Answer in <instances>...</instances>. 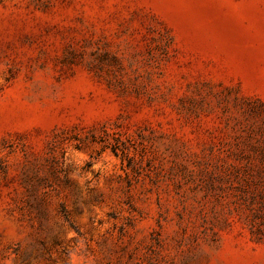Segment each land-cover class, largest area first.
<instances>
[{
  "label": "rangeland",
  "instance_id": "obj_1",
  "mask_svg": "<svg viewBox=\"0 0 264 264\" xmlns=\"http://www.w3.org/2000/svg\"><path fill=\"white\" fill-rule=\"evenodd\" d=\"M0 264H264V0H0Z\"/></svg>",
  "mask_w": 264,
  "mask_h": 264
}]
</instances>
